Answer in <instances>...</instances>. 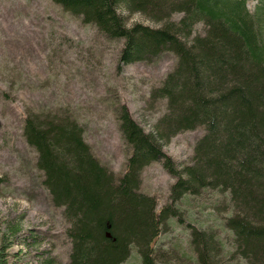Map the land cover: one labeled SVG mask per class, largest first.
<instances>
[{"label": "trees", "instance_id": "obj_1", "mask_svg": "<svg viewBox=\"0 0 264 264\" xmlns=\"http://www.w3.org/2000/svg\"><path fill=\"white\" fill-rule=\"evenodd\" d=\"M52 1L108 40H121L118 66L154 62L167 52L176 57L150 94L167 107L153 130L124 105L117 111L128 152L120 176L93 155L74 119L24 116L23 136L36 152L42 185L68 223L67 264H122L132 251L153 264L164 220L174 215L170 205L157 208L155 198L139 192L142 169L158 161L175 179L170 201L208 189L227 196L234 207L224 223L233 246L249 264H264V0H255L253 10L248 0ZM133 12L160 25L128 26L124 13ZM200 23L203 34H193ZM196 128L203 135L192 163L177 169L162 144ZM191 242L198 264H211L210 238L192 230ZM7 246L4 239L0 264H9Z\"/></svg>", "mask_w": 264, "mask_h": 264}, {"label": "rangeland", "instance_id": "obj_2", "mask_svg": "<svg viewBox=\"0 0 264 264\" xmlns=\"http://www.w3.org/2000/svg\"><path fill=\"white\" fill-rule=\"evenodd\" d=\"M255 5L247 1L250 10ZM124 16L128 26L160 25L139 12ZM203 32L201 23L193 29V34ZM122 43L108 40L52 0H0V244L4 239L8 244L9 264H67L71 250L63 208L52 205L36 152L24 139V116L74 119L93 155L120 176L128 152L118 128L119 107L124 105L145 131L166 112V102L151 100L150 94L173 70L175 55L118 66ZM202 135V128L179 132L162 150L181 169L192 163ZM139 180L140 193L155 198L157 208L170 205L174 212L164 220L153 264H198L192 230L210 238L211 264H249L224 223L234 207L227 196L208 189L170 201L175 179L160 161L144 167ZM8 225L18 227L17 233ZM122 264L142 263L132 251Z\"/></svg>", "mask_w": 264, "mask_h": 264}]
</instances>
